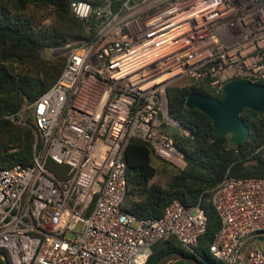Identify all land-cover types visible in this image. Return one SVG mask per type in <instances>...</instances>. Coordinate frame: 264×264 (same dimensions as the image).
Returning a JSON list of instances; mask_svg holds the SVG:
<instances>
[{
	"label": "built area",
	"instance_id": "built-area-1",
	"mask_svg": "<svg viewBox=\"0 0 264 264\" xmlns=\"http://www.w3.org/2000/svg\"><path fill=\"white\" fill-rule=\"evenodd\" d=\"M71 10L94 22V36L47 48L65 57L58 78L6 116L30 127L34 142L30 165L0 167V251L9 264H146L152 245L174 236L200 257L208 221L200 197L191 206L174 198L156 218L135 216L123 207L124 152L139 140L185 169L171 129L189 131L170 115L167 88L263 81L264 0L73 1ZM253 154L264 160V143ZM48 160L63 165L61 176ZM230 167L211 195L219 227L209 257L264 264L255 242L264 243V178Z\"/></svg>",
	"mask_w": 264,
	"mask_h": 264
},
{
	"label": "trees",
	"instance_id": "trees-1",
	"mask_svg": "<svg viewBox=\"0 0 264 264\" xmlns=\"http://www.w3.org/2000/svg\"><path fill=\"white\" fill-rule=\"evenodd\" d=\"M85 1L96 6L104 0H0V167L30 165L33 156V131L7 119L42 95L58 78L65 57H42V51L67 42L80 43L95 34V24L77 18L71 2ZM89 27V29H87ZM264 85V80L260 82ZM191 92L222 99V91L211 88L206 80H186L167 88L169 113L189 131L181 135L173 131L174 145L183 152L186 167L176 170L161 161L158 168L148 145L131 140L124 152L128 190L123 207L137 217L156 218L174 198L184 206L198 202L207 216V228L199 240L200 257L183 248L174 236L157 241L146 264L170 251H179L203 264H225L208 256L205 247L219 227V218L211 203L213 188L228 167L237 177L264 178V160L253 152L264 143V113L243 109L241 118L249 128L246 141L236 149H228L225 138L213 133L211 120L195 108L185 105ZM160 161V160H158ZM57 168H55V167ZM46 168L61 176L63 165L48 160ZM245 168L244 171L242 169ZM158 180H154L157 174ZM162 177V178H161ZM0 264H2L0 259ZM170 264H185L174 261Z\"/></svg>",
	"mask_w": 264,
	"mask_h": 264
},
{
	"label": "water",
	"instance_id": "water-1",
	"mask_svg": "<svg viewBox=\"0 0 264 264\" xmlns=\"http://www.w3.org/2000/svg\"><path fill=\"white\" fill-rule=\"evenodd\" d=\"M223 97L218 99L198 92H191L185 105L204 113L212 122L213 133L225 138L228 149H236L246 141L249 128L241 118V112L247 108L264 113V85L252 83L247 79H235L223 86ZM2 264H9L6 254L0 251ZM182 261L185 264H203L198 259L186 256L179 251H170L161 255L155 264H170Z\"/></svg>",
	"mask_w": 264,
	"mask_h": 264
},
{
	"label": "rangeland",
	"instance_id": "rangeland-1",
	"mask_svg": "<svg viewBox=\"0 0 264 264\" xmlns=\"http://www.w3.org/2000/svg\"><path fill=\"white\" fill-rule=\"evenodd\" d=\"M83 42V41H82ZM63 55L62 54H58V55H52L51 56V54H50V52L48 51V50H43L42 51V57L44 58V59H47L48 57H50V59H53L54 57H62ZM52 57V58H51ZM64 57V56H63ZM182 85L183 84V82H180V83H175L174 85ZM27 105V104H26ZM16 125V124H15ZM19 126H21V125H19ZM172 130V132L174 131V129H171ZM153 160V164L156 166V167H160L161 166V161H158L157 159H152ZM55 167V166H54ZM56 168V167H55ZM57 169V168H56ZM159 176H160V174L158 173L157 175H156V177L154 178V180L156 181V180H158L159 179ZM162 178V177H161ZM258 239V238H257ZM264 240V239H263ZM257 244H263V242L261 241V240H256L255 241ZM205 249H206V252H207V254H208V256H210V254L208 253V250H207V246L205 247Z\"/></svg>",
	"mask_w": 264,
	"mask_h": 264
},
{
	"label": "bare ground",
	"instance_id": "bare-ground-1",
	"mask_svg": "<svg viewBox=\"0 0 264 264\" xmlns=\"http://www.w3.org/2000/svg\"><path fill=\"white\" fill-rule=\"evenodd\" d=\"M175 73L171 74V75H166V76H162V79L166 78V77H171V76H174Z\"/></svg>",
	"mask_w": 264,
	"mask_h": 264
},
{
	"label": "crops",
	"instance_id": "crops-1",
	"mask_svg": "<svg viewBox=\"0 0 264 264\" xmlns=\"http://www.w3.org/2000/svg\"><path fill=\"white\" fill-rule=\"evenodd\" d=\"M259 245V244H258ZM260 246L264 249V243L263 244H260Z\"/></svg>",
	"mask_w": 264,
	"mask_h": 264
}]
</instances>
